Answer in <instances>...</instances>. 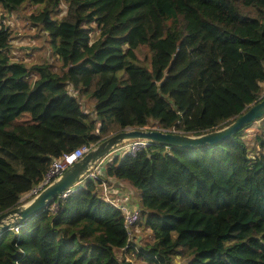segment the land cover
Returning <instances> with one entry per match:
<instances>
[{
    "label": "trees",
    "instance_id": "obj_1",
    "mask_svg": "<svg viewBox=\"0 0 264 264\" xmlns=\"http://www.w3.org/2000/svg\"><path fill=\"white\" fill-rule=\"evenodd\" d=\"M25 1L41 4L28 19L47 32L61 64L12 60L11 32L0 23V212L30 198L21 197L54 157L97 144L113 122L197 135L264 96V0L0 5L15 10ZM251 122L215 143L149 141L112 155L57 205L1 229L0 264H175L177 256L184 264H264V152L249 155L243 129ZM255 136L263 148L264 136ZM109 177L140 191L130 229L122 207L101 194Z\"/></svg>",
    "mask_w": 264,
    "mask_h": 264
},
{
    "label": "water",
    "instance_id": "obj_2",
    "mask_svg": "<svg viewBox=\"0 0 264 264\" xmlns=\"http://www.w3.org/2000/svg\"><path fill=\"white\" fill-rule=\"evenodd\" d=\"M264 115V96L246 110L238 114L228 124L197 135L180 131L163 130L156 127H124L108 134L95 144L80 158L70 164L56 179L44 187L37 195L27 202L17 204L0 212V230L12 226L16 221L23 220L34 212L46 207L64 190L81 182L87 171L101 158L105 157L117 143L125 139L146 138L159 141L165 145L195 146L204 143H215L230 137L247 123Z\"/></svg>",
    "mask_w": 264,
    "mask_h": 264
},
{
    "label": "rangeland",
    "instance_id": "obj_3",
    "mask_svg": "<svg viewBox=\"0 0 264 264\" xmlns=\"http://www.w3.org/2000/svg\"><path fill=\"white\" fill-rule=\"evenodd\" d=\"M39 6H41V4L29 3L25 1L21 3V5L17 9L8 10L0 5V23L7 25L11 32L9 38L8 53L12 60H21L26 62L27 65H30L34 62H41L43 60H46L53 65L54 69H58L61 61L59 57L52 51L47 32L43 29H39L35 25H32L28 19V14L32 11L37 10ZM59 8V14H63L66 9V4L62 2ZM96 33L97 30H94L92 33L93 38L95 37ZM139 53L141 56H144V49L142 47L139 48ZM36 77L37 74H31L30 76L32 80ZM262 86V94H264V81L262 82ZM68 87L71 89V85H68ZM82 100L84 109L86 111H92L94 99H90L86 95H84ZM145 126L158 127V125H152V123ZM118 129L119 127L117 123L113 122L112 124H110L109 130L104 135L115 132ZM257 132L261 133V137L264 136V115L256 120H253L247 127L243 129V135L245 136L247 144L249 146V155L259 152V150L264 152V147L262 148L260 146V143L256 139L255 135ZM129 189L132 191L130 199L134 200V202L138 204L140 197L139 189L134 186H130V188H127V192H129ZM29 197H24L22 199L25 200ZM131 232L135 233L136 238L140 237L141 235V230L136 226H134ZM116 251L121 253L122 249H117ZM175 259V264H184L185 262V259L178 256ZM142 264L145 263L142 262Z\"/></svg>",
    "mask_w": 264,
    "mask_h": 264
},
{
    "label": "built area",
    "instance_id": "obj_4",
    "mask_svg": "<svg viewBox=\"0 0 264 264\" xmlns=\"http://www.w3.org/2000/svg\"><path fill=\"white\" fill-rule=\"evenodd\" d=\"M143 127H150V126H143ZM163 130H170V131H177L175 128L169 129V128H162L157 127ZM149 140L146 138H131V139H125L120 143H117L112 149L109 151V153L95 162V164L87 171V173L83 176V179L80 183L84 181L87 177H96L100 174L104 162L108 159V157L114 155V154H123L126 152H134L137 150H140L148 145ZM93 143H83L69 151L63 152L61 155L54 157L46 172L42 176V178L37 181L35 184L32 185V187L24 193V195L21 198L29 197V199H32L35 195H37L44 187H46L48 184H50L54 179H56L70 164H72L74 161H76L78 158H80L83 154H85L89 149L93 147ZM112 154V155H111ZM79 184V183H78ZM102 185V191L101 194L112 201L113 203L119 205L122 207L123 210V218H124V224L125 226L130 229L131 225L138 219L140 215L139 208L137 206L133 207H127L125 204L120 203L119 200L116 198L114 199L112 196H110L109 188L107 183L104 181L101 183ZM69 187L68 189L64 190L58 197H65L73 188ZM28 199V201H29ZM57 205L55 201H52V205Z\"/></svg>",
    "mask_w": 264,
    "mask_h": 264
},
{
    "label": "crops",
    "instance_id": "obj_5",
    "mask_svg": "<svg viewBox=\"0 0 264 264\" xmlns=\"http://www.w3.org/2000/svg\"><path fill=\"white\" fill-rule=\"evenodd\" d=\"M106 183L109 188L110 196L112 195L114 199L117 198L120 203H123L130 208L133 206H138V204H136L134 200L130 199L131 198L130 195L132 191L129 189L128 190L129 192H127V188H130L129 184L117 180L114 177H109V180Z\"/></svg>",
    "mask_w": 264,
    "mask_h": 264
}]
</instances>
